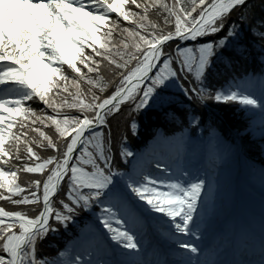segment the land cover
<instances>
[{
    "label": "snow or ice",
    "instance_id": "1",
    "mask_svg": "<svg viewBox=\"0 0 264 264\" xmlns=\"http://www.w3.org/2000/svg\"><path fill=\"white\" fill-rule=\"evenodd\" d=\"M249 59L264 65V0H0V264H224L201 258L212 189L184 165V131H203L208 101L237 102L259 114L264 139V78L259 95L255 74L211 84ZM177 93L179 115L168 110ZM157 108L179 121V136L159 134L146 159L121 133L117 152L131 167H118L112 121ZM138 127L131 120L132 134ZM21 172L36 175L22 187ZM81 212L92 218L86 230L41 251ZM156 214L177 259L144 258L138 225ZM234 264H264V234L259 258Z\"/></svg>",
    "mask_w": 264,
    "mask_h": 264
},
{
    "label": "rangeland",
    "instance_id": "2",
    "mask_svg": "<svg viewBox=\"0 0 264 264\" xmlns=\"http://www.w3.org/2000/svg\"><path fill=\"white\" fill-rule=\"evenodd\" d=\"M102 34H103L102 32L98 33V35H102ZM98 47L99 45L97 44V48ZM86 49L91 50L85 47V50ZM256 70L258 71V74H255L256 83L253 88V91L257 95H259L261 91L259 79L264 78V66L257 63ZM174 98L177 99L176 96ZM213 103L215 104L216 107L218 106V108L214 110H216L218 114H222V111H226L227 115L229 116V119L232 120V122L239 129L236 130L228 126V128L233 130L232 133H234L236 139H238L237 142L234 144L233 143L231 144L229 140H223L222 138L218 143L214 142L212 141V138L209 134L206 136V134L200 129H197L194 135L191 130L189 131V129L184 131V137L187 141L184 152V165L189 166L193 169H198L200 174L202 175L206 174L209 182V186L212 189L210 193L207 191L205 192V196L208 198V210L205 215L204 223L202 225V231L204 233V236L202 240L198 241L203 249L207 247L206 243L209 241L211 236L209 232H211V230L214 228V225L221 223V220H227V219L231 220V218L233 219V215H232L233 208L239 203L244 204V208L242 210L243 214L241 216L242 218L239 221V226L252 225L256 227L255 230L257 231V233L262 234V232H264V225L262 226L260 225L261 223L264 224V219L261 216L258 217V221L260 222V224L254 222L253 219H244L246 217H249V215H251V210H250L251 207L248 204L249 202H244L245 200L244 201L241 200L243 196H246L248 194L246 198L252 197L253 202H257L260 207L264 208V166L255 165L257 164L255 160H259V159L264 160V151L261 150V145H264V139L261 138V129L259 127V124L261 123V117L259 116L258 113L253 115L250 112L243 111L242 107L239 106L237 102L217 104L216 102L213 101ZM177 107L181 108V105ZM217 109H219V111ZM168 110L175 111V109L171 106L169 107ZM154 111H157L155 112L156 114L162 112V114L159 115L161 117L158 122H165L163 111H161L159 108H157ZM151 112L147 114H136V113L129 114L128 111L125 110L124 113L127 115V118H129V122L127 125L125 124V121H123L126 130H122L123 127L117 130L118 133L121 132L123 134H126L130 138H135L140 142L143 140H147L148 142L147 148L146 150L143 151V155L146 158H148L147 153L150 150L152 149L154 150L156 148L157 141L159 139V134H165L162 131V128H158L157 131L155 129V132L152 135V130H154V125L157 123L156 121L158 120L159 116L158 115L149 116ZM123 114L117 117L116 121L121 122ZM134 117H140L141 119ZM142 117L147 123V125L144 127H141L139 124V122L141 123L140 120H142ZM19 118L20 117H18L17 119ZM219 119L224 123V125L227 124L226 120L222 116H220ZM131 120H135L139 125L136 134H132V131L130 129ZM250 122L254 126L253 131L250 132L247 136L238 135L237 134L238 131L246 127ZM202 127H204V124L202 125ZM202 129L204 130L205 127ZM181 130L182 129H178V130L176 129L173 134L171 135L166 134V135L179 136ZM143 134H145V136H143ZM245 139L247 140L246 144H245ZM250 144H252V148H251L252 151L250 152H257L255 154L256 156L254 157L255 160L251 159V157L248 158L243 148L245 146L249 148ZM141 155L142 154L137 153L138 158ZM158 174L159 173L154 172V175H158ZM236 197H238L241 200V202L235 203ZM234 203L236 205H234ZM86 215L90 216V214H86ZM263 216H264V212H263ZM78 221L79 219L77 218L76 220L77 224ZM89 224L91 223L88 224L85 223L83 225L84 227H82V229L79 230V233L86 230L85 226ZM160 227L162 228L164 227L166 229L165 234H162ZM257 227H260L261 230H259V228ZM138 231L142 233H146L145 241L147 242L146 246L148 248V251L144 258L149 260H154L155 253L159 260H163L165 258L169 260H174L179 258V257H175V255L166 256V257L162 256V251L157 245L160 242L163 247L166 246L167 248L168 246L169 248H171L169 233H168V225L166 221L162 218L161 214H156L155 216H149L146 219H142L140 224L138 225ZM230 232L231 231L228 230V227H223L218 231L220 236L230 234ZM220 236L217 239H222L220 238ZM74 238L75 237H73V239ZM165 238L168 241H166ZM165 243L166 245H164ZM222 245H224V247L220 248V250L214 249L216 252H218L219 255L224 254L227 250L225 244L222 243Z\"/></svg>",
    "mask_w": 264,
    "mask_h": 264
},
{
    "label": "trees",
    "instance_id": "3",
    "mask_svg": "<svg viewBox=\"0 0 264 264\" xmlns=\"http://www.w3.org/2000/svg\"><path fill=\"white\" fill-rule=\"evenodd\" d=\"M167 2H171V0H167ZM133 10L134 9V6H133ZM113 20L116 19V15H113L111 17ZM150 19H155V17L153 16H150ZM121 27L122 28H126V27H131L133 26L132 25V22L131 21H123L122 18H121ZM104 31H106V29H104ZM121 39V36H120V33H119V30H116L113 32V35L112 37L110 38V43H109V47L111 48L113 46V44L115 43H118L119 40ZM103 51V50H102ZM85 54H92V50H88L86 49L85 50ZM96 59H99L98 57ZM260 64L261 63L259 62V60H256V61H253L251 59H249L247 62H240L238 64H236L233 68H230V69H221V74L220 76L216 77L214 80L211 81V84L212 86L214 87H219V83H223L224 80H229L231 81V79L233 77L237 78V79H240L242 77H245L246 74L249 76V74H251L252 72L256 71V73L258 72L256 70V64ZM264 66V65H262ZM85 72L87 71L86 69H83ZM102 74L105 76V77H108L109 76V73H108V69H107V65L106 63L104 65H102ZM219 81V83H218ZM82 88H86V85H83L82 84ZM176 97H177V103L172 105L171 107H173L175 109V111H177V114L179 115V109L177 106H180V102L182 100V97L179 95V93L176 94ZM33 107L39 109V105H33ZM212 107V108H211ZM218 108V106L216 107L215 104L213 103V101H208V106L206 108H201L199 109L200 111H202L205 115V120H204V127H205V132L206 133H209V128L212 127L216 130V134L219 135L223 140H229L230 143L234 144L237 142L236 140V136L234 135L233 130L228 128V126H230L231 128L233 129H236L238 130L239 128H237V126L232 122V120L229 119V116L227 115L226 111H222V114H218L216 109ZM169 109V108H168ZM219 111V109H217ZM157 111H152L151 114H149V116H155V115H161L162 112L160 113H155ZM123 114V113H122ZM217 115H220L222 116L226 122H227V126L224 125V123L219 119L220 116H217ZM126 116V117H125ZM148 116V117H149ZM160 117L158 118V120L156 121L157 123L154 125V130H152V135L153 133L155 132V129L157 131L158 128H162L163 132L165 134H173L175 132V130L177 129H182V126L181 124L178 122L176 123H168V122H158L160 120ZM134 118H139L141 119L140 117H134ZM21 119V118H19ZM123 121H125V124L127 125L128 122H129V118H127V115L124 113L123 114V117L121 119V122H118L116 120H113L112 121V132H113V143L115 145V147L113 148V151L114 152H117V149L119 148V141H120V138H121V132L118 133V129H121L123 127L122 130H126V127H124V124H123ZM141 123L139 122L140 126L141 127H144L147 125V123L145 122L144 118L142 117V120H140ZM117 122L119 123V126L117 127ZM157 125H160V126H157ZM202 127V128H204ZM45 131H47L48 129L45 128L44 129ZM105 131L107 129H104ZM192 131L193 135L196 133L197 130H192V129H189V131ZM15 131V129H14ZM191 133V134H192ZM126 135V134H125ZM143 136H145V134H143ZM120 137V138H119ZM128 137V146L133 150L135 151L136 153H139V149L141 148L140 146H143V145H147L148 142L147 140H143V141H138L137 139L135 138H130L129 136ZM148 137V136H146ZM247 140L245 139V144H246ZM250 147L247 148V146L244 147L247 155L249 157H251V159L255 160L254 157L256 156L255 154L257 152H250L252 151L251 148H252V144L249 145ZM256 150V149H255ZM252 153V154H251ZM257 162V164H261V165H264V160H255ZM254 161V162H255ZM115 163L118 167L120 168H126V167H130V164H125L122 159L119 157L118 155V152H117V155L115 157ZM34 175L36 174H29V173H19L18 174V179H17V183H20L22 187H24V181L32 178ZM0 205H3V202L0 201ZM11 209V206H6V210H10ZM81 215V216H80ZM84 216V217H83ZM78 224L77 225H74L72 224L68 230L65 232L63 230V228H61V231L60 233H58L56 236L54 237H50L49 240L44 243L41 247V251L45 252V253H51L52 252V245H55L56 243H60V244H63L65 242H71L73 240V237H75L76 235L80 234L79 233V230L82 229V227H84L83 225L86 223H91V216L89 215H86L85 213L81 212L78 216Z\"/></svg>",
    "mask_w": 264,
    "mask_h": 264
},
{
    "label": "bare ground",
    "instance_id": "4",
    "mask_svg": "<svg viewBox=\"0 0 264 264\" xmlns=\"http://www.w3.org/2000/svg\"><path fill=\"white\" fill-rule=\"evenodd\" d=\"M151 152L149 151L147 154H150ZM199 159H200V157H199ZM211 159V158H210ZM248 195V194H247ZM246 195V196H247ZM246 196H243L242 198H241V200H245L244 202H249L248 204L250 205V210H251V214L253 215V216H256L257 214H260V215H263V212H264V208H262V207H260L259 205H258V203L257 202H253V199H252V197H249V198H246ZM241 200L238 198V197H236V202L235 203H239V202H241ZM234 203V205H236ZM243 208H244V204H242V203H239L238 205H236L234 208H233V212H234V220L233 221H231V223H230V227L232 228V234H230V236H229V240L230 241H232L233 243H238V242H240L239 240L241 239V237L239 236L240 234H239V232H236V229H237V226L238 225H236V224H234V223H238V221H239V217H240V213H242V210H243ZM242 216V215H241ZM222 224H226V221H224V222H221V223H218L217 225H216V227L214 228V230L215 231H213V234L215 233L216 234V230L218 229V226L220 227ZM161 228V231H162V234H165L166 232V229L163 227H160ZM241 230H244V231H248V229H241ZM250 231L251 232H253V233H256V232H254V227L253 226H251V229H250ZM253 238H257V236H255V237H253ZM166 239V238H165ZM166 241H168L167 239H166ZM158 246H159V248H160V250L162 251V256H171V255H175V257H179L178 256V254H176V253H174L172 250H171V248H169L168 246H167V248H166V246H162V244L159 242V244H157ZM164 245H166V243L164 244ZM155 253V252H154ZM154 260H159L158 259V257H157V255H156V253H155V255H154ZM234 262H237V258L236 257H232V258H230V260H229V263L228 264H234Z\"/></svg>",
    "mask_w": 264,
    "mask_h": 264
}]
</instances>
